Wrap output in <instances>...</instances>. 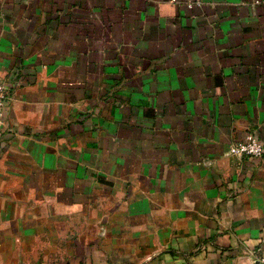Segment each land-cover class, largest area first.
Instances as JSON below:
<instances>
[{
    "label": "crops",
    "instance_id": "obj_1",
    "mask_svg": "<svg viewBox=\"0 0 264 264\" xmlns=\"http://www.w3.org/2000/svg\"><path fill=\"white\" fill-rule=\"evenodd\" d=\"M0 78V264L257 262L264 0H0Z\"/></svg>",
    "mask_w": 264,
    "mask_h": 264
},
{
    "label": "built area",
    "instance_id": "obj_2",
    "mask_svg": "<svg viewBox=\"0 0 264 264\" xmlns=\"http://www.w3.org/2000/svg\"><path fill=\"white\" fill-rule=\"evenodd\" d=\"M192 6V4H190ZM7 105L6 84L0 78V126L4 124V111ZM229 154L236 157L261 158L264 156V143L254 134L249 133L245 138L234 142L229 148ZM264 264V249L258 256L257 262Z\"/></svg>",
    "mask_w": 264,
    "mask_h": 264
}]
</instances>
